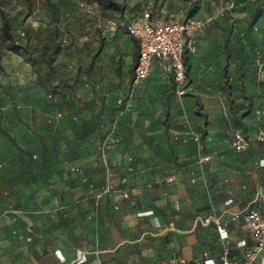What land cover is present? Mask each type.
<instances>
[{
  "label": "rangeland",
  "instance_id": "374dc122",
  "mask_svg": "<svg viewBox=\"0 0 264 264\" xmlns=\"http://www.w3.org/2000/svg\"><path fill=\"white\" fill-rule=\"evenodd\" d=\"M143 10L165 20L204 21L197 59L186 63L185 95L198 97L203 88L208 97L223 96L226 112L238 116L248 115L254 101L264 109V73H257L264 64V0H0V203L7 187L28 174L32 219L40 183L67 173L71 161H80L73 159L96 149L102 155L108 96L114 124L148 88L181 99L170 76L166 84L131 87L135 44L124 23ZM182 107L163 101L166 125ZM236 123L243 125L227 122L228 144ZM198 161L206 165L191 200L210 225L208 215L240 209L248 198L233 195L228 181L222 193L213 189L214 166L224 169L230 160ZM96 166L104 174L108 168L103 160ZM204 242L210 244L209 234Z\"/></svg>",
  "mask_w": 264,
  "mask_h": 264
},
{
  "label": "crops",
  "instance_id": "0c3cea01",
  "mask_svg": "<svg viewBox=\"0 0 264 264\" xmlns=\"http://www.w3.org/2000/svg\"><path fill=\"white\" fill-rule=\"evenodd\" d=\"M196 53L188 62L197 59ZM129 74L132 88L144 81L166 84L171 77L156 60L145 80L134 83ZM147 90L146 98L135 97L116 124L115 105L111 96L105 98L102 155L96 149L73 159L80 161L65 166L67 173L40 183L32 219L30 176L21 175L7 187L8 197L0 203V264H161L174 256L195 264L203 250L216 256L214 226L205 225V211L191 200L200 191L194 183L206 165L198 160L213 165L230 160L224 169L214 166L213 189L222 193V180L228 181L233 195L248 199L240 209L208 216L223 217L231 236L230 256L243 255L251 236L237 215L249 207L264 209V144L253 138L260 128L256 121L264 123V109L254 101L248 115L238 116L226 112L223 96L208 97L203 88L198 97L184 94L181 99ZM163 101L183 104L173 110L169 125L163 121ZM235 118L243 122L235 130L252 137L240 151L225 139L227 122ZM102 160L127 178L128 197L104 192L105 174L96 166Z\"/></svg>",
  "mask_w": 264,
  "mask_h": 264
},
{
  "label": "built area",
  "instance_id": "2783aa9c",
  "mask_svg": "<svg viewBox=\"0 0 264 264\" xmlns=\"http://www.w3.org/2000/svg\"><path fill=\"white\" fill-rule=\"evenodd\" d=\"M204 26L201 19L186 17L182 19L165 20L153 17L147 10L126 20L124 28L132 37L138 48L137 62L134 66V83L145 80L152 71L153 62H160L164 69L171 74L174 92L183 96L189 87L185 85L186 65L185 57L189 59L197 52V37ZM257 73H264V64L259 65ZM252 137L238 130L232 132L230 145L236 151L245 148ZM253 138L264 144V127L258 128ZM117 142L118 139H115ZM127 178L108 167L105 171L106 193H120L128 197L126 188ZM250 232L251 244L241 257H231V236L226 221L222 216L205 219L211 222L217 238L219 252L216 256L208 250L201 252V258L195 264H264V209L246 208L237 215ZM183 256H174L168 260H161V264H187Z\"/></svg>",
  "mask_w": 264,
  "mask_h": 264
},
{
  "label": "trees",
  "instance_id": "16d2710c",
  "mask_svg": "<svg viewBox=\"0 0 264 264\" xmlns=\"http://www.w3.org/2000/svg\"><path fill=\"white\" fill-rule=\"evenodd\" d=\"M131 18H133V17H131ZM134 44H135L134 54H133V57H132L131 66L129 68V71H130L131 74H133L134 66H135V64L137 62V57H138L137 44H136V41L135 40H134ZM187 62H188V59H187V57H185V65H186Z\"/></svg>",
  "mask_w": 264,
  "mask_h": 264
}]
</instances>
